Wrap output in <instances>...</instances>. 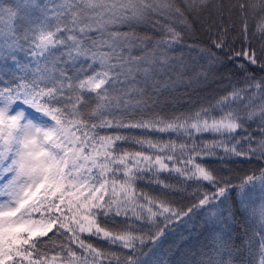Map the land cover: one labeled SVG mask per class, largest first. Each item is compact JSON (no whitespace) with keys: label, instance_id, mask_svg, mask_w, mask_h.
<instances>
[{"label":"snow or ice","instance_id":"6c2138e0","mask_svg":"<svg viewBox=\"0 0 264 264\" xmlns=\"http://www.w3.org/2000/svg\"><path fill=\"white\" fill-rule=\"evenodd\" d=\"M234 10L264 41V0L0 6V264H164L177 226L241 212L264 264V168L237 185L218 166L264 159V44L236 50ZM228 64L243 84L202 95ZM230 240L206 264H234Z\"/></svg>","mask_w":264,"mask_h":264},{"label":"trees","instance_id":"16d2710c","mask_svg":"<svg viewBox=\"0 0 264 264\" xmlns=\"http://www.w3.org/2000/svg\"><path fill=\"white\" fill-rule=\"evenodd\" d=\"M256 2L259 3V0H256ZM15 3L16 0H0V6L3 7L14 6ZM223 3L227 5L235 3V0H223ZM225 18H228L227 14ZM232 20L235 22V30L229 36V40L235 44L236 50H240L242 45L247 48L250 43L256 51H259L262 44H264V41L259 39L260 32L258 29L261 24L259 17L251 14L247 17V31L248 36L251 37L250 40L241 38L240 31L243 25L235 10L233 11ZM193 38L204 43L208 42L207 36L200 31H197ZM17 55L21 64L29 62L28 58L23 56L22 53ZM193 55H195V53H193ZM3 64L4 62L0 61V65ZM4 70L9 72L18 71L11 61L8 62V67ZM230 73L233 75L230 76ZM235 73V65L228 64L221 75L217 76L216 81L210 84V91H202L201 94L204 96L223 94L224 90L231 86L229 83L230 79L233 83L239 81L242 85L243 76L236 75ZM256 74L259 75L258 72ZM221 76H223L222 81ZM233 161L235 162L218 166L222 167L237 185L246 175L256 173V175L259 176L261 168H264V159L252 158L250 160L244 159L243 162H239L238 158H233ZM176 179V176L170 178L171 182H174ZM140 187L144 188L145 191L149 193H154L156 190L155 185L143 182L140 183ZM248 191L251 193V200L256 202V207L259 208L261 201L259 183H257L254 189L248 186ZM238 200L239 197H237V201ZM205 219L206 217L196 216L193 217L191 223L177 226L169 237V242L159 253V259L163 260L164 264H202V262L206 264L209 256L216 255L213 250V245L215 244L216 247H219V243L227 241L230 236V246L233 251L232 256L228 259L234 261V264H257L252 253L242 243L246 240V225L249 223L246 214L243 212L238 213L236 220L230 221V227L213 224L211 222L206 223ZM93 242L99 243L97 241Z\"/></svg>","mask_w":264,"mask_h":264}]
</instances>
